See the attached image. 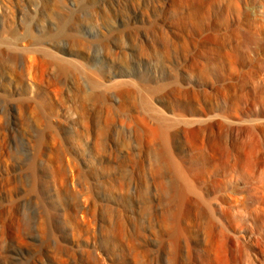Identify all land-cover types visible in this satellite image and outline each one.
Returning <instances> with one entry per match:
<instances>
[{"label": "rangeland", "instance_id": "1", "mask_svg": "<svg viewBox=\"0 0 264 264\" xmlns=\"http://www.w3.org/2000/svg\"><path fill=\"white\" fill-rule=\"evenodd\" d=\"M14 40L0 264H264V0H0Z\"/></svg>", "mask_w": 264, "mask_h": 264}, {"label": "bare ground", "instance_id": "2", "mask_svg": "<svg viewBox=\"0 0 264 264\" xmlns=\"http://www.w3.org/2000/svg\"><path fill=\"white\" fill-rule=\"evenodd\" d=\"M7 43V42H6ZM5 43L4 42H1L0 41V49H9L11 48V50H14L15 53L12 52V54H15L14 56L11 55V59L10 61L12 62L13 66L12 68H14V64L15 62H17L18 58H19V53L24 52V49L26 48H19L18 47V41L17 40H14L10 45H4ZM29 44L31 45H34L36 44L37 46L40 44V42L38 41H35V40H30L29 39ZM1 49V50H2ZM10 50V49H9ZM26 51H30L32 53H37L39 55V57H37V61H39L40 65L43 64L44 66H49V65H54L58 68V70L61 72V73H64V71L66 72V68H67V62L64 58H60L58 57L54 52H52L49 48L47 47H44L43 45H39L38 48H29V50L26 48ZM22 52V53H23ZM11 53V52H10ZM24 53H27V52H24ZM0 55L2 56L3 55V50L0 51ZM24 55V54H23ZM8 56V55H7ZM8 58V57H7ZM9 61V59H8ZM10 64V63H9ZM31 67V66H30ZM11 68V67H10ZM28 69V68H27ZM12 70V69H10ZM29 70V69H28ZM30 71V70H29ZM10 72V71H9ZM15 70H12L10 72V76L9 78L12 79L13 76L15 75ZM123 86L122 83H114L112 85H109L106 90L107 91H110V90H115V91H118L120 94L122 93L119 89ZM10 92V97H11V100L10 102L12 103L11 106H12V111L16 110V111H19V106L15 103V90L13 88H10L9 90ZM29 108V107H28ZM89 129V128H88ZM162 158H163V162L165 164H167V158L164 154H161ZM63 160H59L58 161V166H57V169H53V174H56L59 178V183L61 185H64L65 183V180H66V175L64 173V166L62 164ZM183 196H184V188H182L181 190L179 191H176L174 192V195L173 197L177 200V202H181V200L183 199ZM178 210H175L171 215H173L174 218H176L178 216ZM175 229L173 228V231H172V235L175 236Z\"/></svg>", "mask_w": 264, "mask_h": 264}]
</instances>
